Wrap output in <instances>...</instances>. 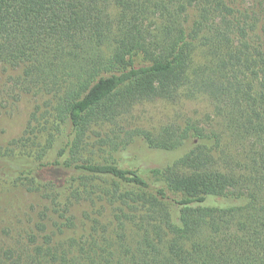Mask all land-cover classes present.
I'll return each mask as SVG.
<instances>
[{
	"label": "trees",
	"instance_id": "trees-1",
	"mask_svg": "<svg viewBox=\"0 0 264 264\" xmlns=\"http://www.w3.org/2000/svg\"><path fill=\"white\" fill-rule=\"evenodd\" d=\"M26 98L0 264H264V0H0V123ZM158 99L205 108L125 126Z\"/></svg>",
	"mask_w": 264,
	"mask_h": 264
},
{
	"label": "rangeland",
	"instance_id": "rangeland-1",
	"mask_svg": "<svg viewBox=\"0 0 264 264\" xmlns=\"http://www.w3.org/2000/svg\"><path fill=\"white\" fill-rule=\"evenodd\" d=\"M249 3L250 0H240ZM33 102L26 98L20 111L3 113L0 123V136L2 139H8L17 136L23 130L27 113L31 111ZM205 103L201 100H181L177 102L168 100H153L142 102L133 109V112L127 118L125 126L142 127L157 130L164 124L180 123L184 124L188 119L194 116L197 119L204 111ZM201 113V114H199ZM138 149V147H136ZM144 150V149H143ZM141 150L140 158L148 163L152 161L164 162L167 159L159 157L152 151L150 156L145 155ZM22 186L12 189L4 188L0 184V232H6L11 228L10 223L19 220L26 214L35 215L34 207L38 197L32 193L24 191Z\"/></svg>",
	"mask_w": 264,
	"mask_h": 264
}]
</instances>
